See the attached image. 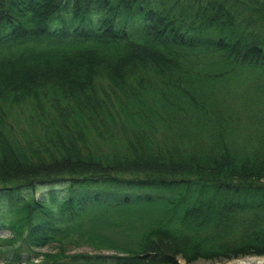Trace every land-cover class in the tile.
Here are the masks:
<instances>
[{
	"label": "trees",
	"instance_id": "obj_1",
	"mask_svg": "<svg viewBox=\"0 0 264 264\" xmlns=\"http://www.w3.org/2000/svg\"><path fill=\"white\" fill-rule=\"evenodd\" d=\"M2 230L1 264L263 254L264 0H0Z\"/></svg>",
	"mask_w": 264,
	"mask_h": 264
},
{
	"label": "rangeland",
	"instance_id": "obj_2",
	"mask_svg": "<svg viewBox=\"0 0 264 264\" xmlns=\"http://www.w3.org/2000/svg\"><path fill=\"white\" fill-rule=\"evenodd\" d=\"M2 236H8V232L5 230H2L0 232V237ZM23 250V248H22ZM44 251H53L55 250L54 246H48L43 248ZM69 252H74V253H93L94 250L90 247L82 246L76 249H70ZM98 252L102 254H109L112 253L110 250H99ZM24 254V253H23ZM2 255H0L1 259ZM264 261V253L263 254H244L236 257H231V258H219V260L214 259V260H209V259H198L194 262H187L185 261L182 257L177 256L176 261L174 264H253L257 262H262ZM1 264V263H0Z\"/></svg>",
	"mask_w": 264,
	"mask_h": 264
},
{
	"label": "water",
	"instance_id": "obj_3",
	"mask_svg": "<svg viewBox=\"0 0 264 264\" xmlns=\"http://www.w3.org/2000/svg\"><path fill=\"white\" fill-rule=\"evenodd\" d=\"M253 264H264V261H262V262H257V263H253Z\"/></svg>",
	"mask_w": 264,
	"mask_h": 264
}]
</instances>
